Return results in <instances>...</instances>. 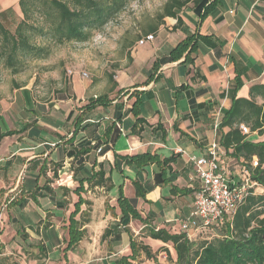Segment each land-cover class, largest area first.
Masks as SVG:
<instances>
[{
    "label": "crops",
    "instance_id": "1",
    "mask_svg": "<svg viewBox=\"0 0 264 264\" xmlns=\"http://www.w3.org/2000/svg\"><path fill=\"white\" fill-rule=\"evenodd\" d=\"M9 10L15 19L22 17L19 0H0L1 21L10 18L5 14ZM179 17L182 24L177 30H173L176 21L165 18L167 30L158 29L155 40L147 43L145 49L136 42L130 51V67L114 77L115 86L109 90L110 94L123 99L115 101L108 97L111 102L105 108L97 106L91 111H82L79 107L80 110L75 111L71 107L67 111V122L62 124L67 129L63 141H54L49 135L50 132L62 134L55 119H43L41 123L38 117L31 122L27 120L24 116L26 108L16 105L24 87L17 89L11 83L16 75L9 76V87L0 96V247L10 226L35 230V225L40 222L39 239L45 249V223L47 231L55 232L58 240H62L63 233L68 240V219L79 198L75 192L78 187H81L78 191L81 200L86 201L75 217L83 224L81 230L84 234L79 242L82 244L94 222V204L100 199L105 201L102 229L118 224L120 210L116 189L122 186L124 197L134 199L132 182L135 181L145 191V199H137L139 215L148 218L156 230L164 229L171 234L184 232L190 241L196 242L195 236L202 228L189 226L182 230V224L194 210V196L199 189L189 159L204 155L212 138L215 112L230 108L231 101L223 94L237 72L242 82L237 98L249 99L251 86L264 85V0H220L216 11L198 28V19L192 9L182 10ZM196 31L201 36L210 37L216 47L201 44L187 62L182 63L183 56L177 62L163 64L145 85L153 62L167 57L179 42ZM78 83V77L71 81V98L77 96V100L83 98L88 86ZM119 91L123 93L119 94ZM7 94L12 98L9 106L3 98ZM97 96L101 95L90 98ZM135 99L140 101L139 117L144 123L134 130L135 118L130 109ZM257 102L262 101L258 99ZM8 112L16 114L15 118L5 120L3 114ZM77 117L80 122L75 125ZM227 131L223 128L219 135ZM8 132L12 135L3 136ZM247 139L252 143L264 142V134L253 132L247 135ZM96 141L102 143L98 149H107L103 155L97 153L98 149L91 148ZM86 149V154L76 156L77 151ZM221 151L220 162L227 176L232 180L240 179L246 170L242 160L232 156V149L222 147ZM146 153L156 155L157 164L137 168L119 158ZM56 163L61 167L54 177V168L51 170L50 166ZM100 169L106 178L111 179L109 190L88 185L92 173ZM156 175L158 184L155 183ZM81 180L84 182L79 186ZM43 186L49 191L41 190ZM68 194L69 198L66 197ZM129 228L134 236H138L143 226L131 220ZM11 234L13 237L18 232L12 231ZM114 235L115 232L106 239V244L110 247L123 245L129 250L128 236L122 233L117 242ZM139 239L149 246H163L149 238Z\"/></svg>",
    "mask_w": 264,
    "mask_h": 264
},
{
    "label": "trees",
    "instance_id": "2",
    "mask_svg": "<svg viewBox=\"0 0 264 264\" xmlns=\"http://www.w3.org/2000/svg\"><path fill=\"white\" fill-rule=\"evenodd\" d=\"M134 0H19V9L22 17L15 19L12 11L5 14L10 18L6 22L0 20V71L6 70L15 76L24 72L29 63L48 59L52 54V48L68 43H87L94 32L101 31L107 24L112 22L127 6ZM191 5L193 13L201 22L213 14L220 5V0H167L161 11L156 15V24L151 26L148 34H155L163 25L165 18L176 21L173 30L180 28L182 21L179 13ZM201 44L215 48L216 44L207 36L199 35L198 31L188 35L179 42L168 54L153 62L147 85L153 76L165 63H174L184 56L185 63L189 56L194 54ZM109 81L113 77L110 75ZM242 82L237 72L234 80L223 96L229 97L231 106L228 110L221 109L220 130L227 128L228 131L219 135V143L225 150L232 149V156L242 160L243 166L249 173L252 182L258 187L250 189L244 201L237 207L232 216L225 218L221 223L211 225L206 229L214 232V236H208L201 242H192L186 233L171 234L164 229L156 230L148 218H142L137 209V199H145V191L138 182H132L135 189V198L127 199L122 192V186L118 187L117 205L120 210L119 223L107 228L103 239H107L115 232L114 239L119 242L120 235L128 236L129 255L117 256L110 264H136L138 257L143 255L146 260L154 261L156 253L150 246L136 238H149L163 244L162 251L171 260L170 245L174 254V264H264V193H256L257 189H264V142L252 143L248 141L247 135L239 130V125L248 127L250 133L264 134V85H253L249 89V99L237 98L236 93L241 88ZM119 94L123 91H119ZM126 93V92H125ZM64 94V93H63ZM65 100L63 95L61 100ZM262 101L258 103L257 100ZM111 100L107 95L90 98L81 110L91 111L97 106L107 107ZM139 99H135L130 113L135 118L133 129L144 123L139 117ZM79 124V117L75 120ZM115 123H112V125ZM11 132L3 136H10ZM102 143L96 141L91 147L97 150ZM90 148V147H89ZM88 148V149H89ZM77 151L76 156L84 155L88 151ZM106 148L100 149V155L106 152ZM125 164L137 168H144L150 164H157L156 155L138 154L133 157H119ZM252 158H256L257 167H251ZM170 160V159H169ZM167 160V162H169ZM165 162V161H163ZM61 165L56 163L53 170L54 177ZM81 180L79 186L83 184ZM89 187H103L109 190L111 179L105 177L104 171L100 169L93 172L87 180ZM155 183L158 184L157 175ZM75 190L79 196L74 205V210L68 219V240L64 249L65 253L73 250L83 238L84 231L81 230L82 223L75 220L79 208L86 201L81 200L79 189ZM48 192L47 187L40 188ZM138 220L143 228L138 236L129 229V222ZM205 230V229H204ZM1 248V247H0ZM44 247L39 249L44 252Z\"/></svg>",
    "mask_w": 264,
    "mask_h": 264
},
{
    "label": "rangeland",
    "instance_id": "3",
    "mask_svg": "<svg viewBox=\"0 0 264 264\" xmlns=\"http://www.w3.org/2000/svg\"><path fill=\"white\" fill-rule=\"evenodd\" d=\"M166 1L134 0L101 31L94 32L89 42L56 46L52 48V54L48 59L29 63L27 69L13 77L11 82L16 85L17 89L24 87L19 96L20 102L16 105H21L26 109L28 107L29 110H24V116L27 120L31 122L32 119L38 117L41 123L43 119H55L56 125L61 126L58 130L62 134L50 132L49 135L53 136L54 141H63L67 129L65 128L66 125L62 126V124L67 122L65 116L71 107L75 111H79V107L85 106L89 98L94 95L107 94L115 101L123 99L122 96L110 94L109 90L113 85L108 77L111 75L114 79L119 72H124L130 67V51L139 39L148 34L149 28L156 24V15L161 11ZM185 9H191V5ZM165 20L158 29L167 30ZM153 36L155 40L156 33ZM147 45L146 43L139 47L145 49ZM129 47L130 50H128ZM9 76L11 75L8 71H0V79L2 80L0 96L9 87ZM74 77H78V84L81 86L88 85L83 98L78 100L77 96L71 98L73 95L71 81ZM63 95L66 97L65 100H61ZM3 98L4 103L9 106L11 96L7 94ZM15 115L13 112H8L3 114V118L5 120L7 118L13 119ZM55 166L56 164H51L50 169L53 170ZM255 192L261 194L264 193V189H257ZM116 194H118V187ZM68 196L69 194L66 197L69 198ZM104 207L105 201L103 199L94 204L92 209L94 222L89 227L88 238L73 250L66 252L65 256L64 249L67 240L65 234H62V240H58L55 232L47 231V223L43 226V230L46 228L44 232L46 249L44 248V252L40 253L39 249L44 247L42 240L39 239L41 222L35 225V230L32 228L26 230V228L15 225L10 226L8 234L1 239L3 243L0 248V264H110V261L115 257L129 253V250H125L123 245L113 244V247L117 246L114 250L113 247L106 244L107 240L103 239L102 236L107 229L101 227V223L104 224ZM12 231H17L18 234L12 237ZM208 236H214V232L210 229L201 230L199 235L195 236L196 243L203 241ZM136 240L142 241L139 237ZM57 246L59 247L56 249ZM163 247L165 246L150 245L152 252L156 253L155 262L146 260L143 255H140L135 263L174 264V254L170 245L167 247L171 253V260L162 251Z\"/></svg>",
    "mask_w": 264,
    "mask_h": 264
},
{
    "label": "built area",
    "instance_id": "4",
    "mask_svg": "<svg viewBox=\"0 0 264 264\" xmlns=\"http://www.w3.org/2000/svg\"><path fill=\"white\" fill-rule=\"evenodd\" d=\"M154 36L147 34L137 41L138 46L152 42ZM221 112H215L212 124V138L207 145L204 155L199 158L190 157L194 166L195 177L199 182V189L194 196V210L189 219L182 224V230L189 226L206 229L207 227L221 223L225 218L232 216L237 207L244 201L250 189H256L258 185L252 182L247 170H244L238 180H232L227 176L225 168L220 162L222 147L219 143ZM243 135H249L250 131L245 125H239ZM54 147V144H50ZM100 149L97 150V153ZM251 167H257V160L251 161Z\"/></svg>",
    "mask_w": 264,
    "mask_h": 264
}]
</instances>
